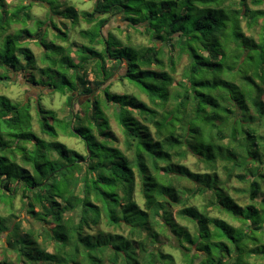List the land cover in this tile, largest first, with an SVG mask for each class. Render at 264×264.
<instances>
[{
  "label": "trees",
  "instance_id": "16d2710c",
  "mask_svg": "<svg viewBox=\"0 0 264 264\" xmlns=\"http://www.w3.org/2000/svg\"><path fill=\"white\" fill-rule=\"evenodd\" d=\"M53 2L0 0V84L20 74L23 84L65 97L67 108L59 117L41 98L33 106L0 95V264L263 258L264 58L254 62L259 45L242 23L252 29L262 19L264 32V10L245 0H94L89 12ZM36 3L64 9L85 42L47 39L54 30L68 41L48 13L30 31ZM26 43L42 47V67ZM127 45L134 52H123ZM230 55L237 68L223 65ZM37 71L48 72V85ZM115 73L136 92L112 93ZM60 137L79 138L84 156Z\"/></svg>",
  "mask_w": 264,
  "mask_h": 264
},
{
  "label": "rangeland",
  "instance_id": "374dc122",
  "mask_svg": "<svg viewBox=\"0 0 264 264\" xmlns=\"http://www.w3.org/2000/svg\"><path fill=\"white\" fill-rule=\"evenodd\" d=\"M31 1H38L39 3H46L49 6H54L56 5V2H53L54 0H31ZM257 0H245V3L252 9H262L264 10V0L262 2V4L257 5L256 4ZM9 5L14 6V5H18L20 3V0H8ZM60 3H62L64 5V9L65 7H75L77 12H89L92 10L93 7V2L94 0H59ZM58 2V4H60ZM39 3H36L32 9H31V13L33 15V19L31 22L28 23V27L30 28V31H36L38 29V24L36 23V25L34 24L36 21H44L46 18V15L48 13V19L50 18V15L53 16V23H55V26L57 28H59L61 31H63L65 34H67L68 36V41L67 42H61L59 39H55L54 38V34L56 33V31L52 30L54 34L51 33V31L47 32V39H53L58 45L61 46H69L72 43L76 44L75 46H78V44L80 43H84L85 40L80 37L77 33H73V29H71L70 26V22L67 18V16L65 15L66 12L64 9H61L59 11H55L53 10V8H51L50 10L46 9L45 10L40 6ZM54 4V5H53ZM183 6H185V4H183ZM57 17V18H56ZM197 19V16L195 15L193 17V19L191 20V23L195 22ZM61 21V22H60ZM112 22V21H111ZM262 19H260L258 21V24L252 28V29H248L245 26V22L243 21L242 23V27H243V32L245 33L246 36L253 38L256 42H258V47L257 49H255V51H253V57H254V62L261 60V58H264V32L262 31L260 33V25H261ZM62 23V24H60ZM190 23V24H191ZM81 26L84 28H86L87 24H85L83 21H80ZM118 25L123 26L122 23H118ZM21 26L20 25H14L13 27H11V29L8 32H15L18 29H20ZM82 28V29H83ZM111 29V32L113 33L114 36H118L119 34H117V31L113 28H115V25H108V27H106L105 29L107 30ZM96 29L95 27L92 28V30ZM73 32H72V31ZM105 30V31H106ZM262 30V29H261ZM93 34V33H92ZM91 33L88 32L87 34V40L88 38H90V36L92 35ZM135 34V33H134ZM260 34V35H259ZM135 40L136 42H141V37L138 34H135ZM226 40V38H225ZM231 39L226 40V44L230 43ZM241 43V41H240ZM233 44V43H232ZM26 47L30 49V51L32 52L35 60H36V65L37 67H42V62H41V55H42V47L38 46L35 43H26ZM133 47L131 45H127V47H125V50L123 52H134L133 51ZM126 56V54L119 52L117 54H115V56ZM238 61L237 56L234 55H230L227 58L223 59V65H225L226 69H233L234 67L237 68L236 63ZM241 62V61H240ZM250 58H248L245 62V64L242 66L243 68L247 69L248 67H252V63ZM108 66V65H107ZM39 73V74H38ZM35 74V72H34ZM36 74H38V77L41 78V80L43 81L44 85H48L49 81H51L52 79L50 77H48V72L42 73L40 71H37ZM119 74H114V76L111 78V80H109L107 83L111 84V89L110 91L112 93H134L136 92L130 85H128V83L121 85V83L116 82V79L118 78ZM39 79V78H38ZM88 80H91V76H89ZM24 81L21 77L20 74H16L15 76L12 77V81H3L0 84V95L5 96L6 98H8L9 100H11L14 103H21L23 101H31V103L34 106V102L37 101V99L41 98V103L44 104V106L49 109H53L58 113L59 117H62L65 113H66V106H65V97L59 95L58 93H53L50 94V91L48 90H43L39 87H33L31 85H25L23 84ZM60 86V84H59ZM43 90V91H42ZM42 91V92H41ZM142 99H145L143 95H141ZM77 104H75V109L77 108ZM32 115H33V130L36 134L40 135V131L38 128V124L36 122V116L34 113V110H32ZM109 119H110V124L112 127V131L113 133L116 135V137L119 140V146L121 145V137L118 133V128L115 125V121L111 115V113L109 112ZM71 129V127H70ZM86 137H83V139ZM61 142L65 143L66 146L70 149H73L75 151H77L79 154H82L84 156V146L81 143L80 139H76V138H68V137H60L59 139ZM188 166L193 165V161L191 158H189L188 162H187ZM234 186L236 188H242L243 185L240 184H236L234 183ZM138 197V195H137ZM236 200L238 201L239 204H241L242 206L245 205L248 200L246 198V196H241V195H237L235 196ZM263 198V195H260L256 200V202H259L261 199ZM139 203H141V201L138 199ZM15 206L18 208V201L15 202ZM3 208L4 206L0 204V213H3ZM227 221H229L230 223L237 225L236 222H232L229 218H226ZM3 242H4V238L1 236L0 237V259L2 258V252H3ZM178 256V254H176ZM9 256H11L9 254ZM252 263L254 264H264V257L261 258L256 257L253 258Z\"/></svg>",
  "mask_w": 264,
  "mask_h": 264
}]
</instances>
